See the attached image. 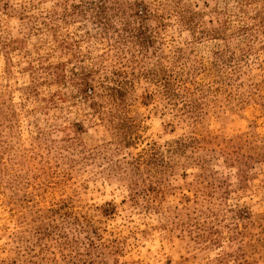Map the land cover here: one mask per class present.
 Segmentation results:
<instances>
[{"label":"rangeland","instance_id":"374dc122","mask_svg":"<svg viewBox=\"0 0 264 264\" xmlns=\"http://www.w3.org/2000/svg\"><path fill=\"white\" fill-rule=\"evenodd\" d=\"M0 264H264V0H0Z\"/></svg>","mask_w":264,"mask_h":264}]
</instances>
